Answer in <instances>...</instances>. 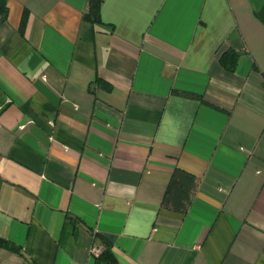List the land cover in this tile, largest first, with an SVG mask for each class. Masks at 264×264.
<instances>
[{"label":"crops","instance_id":"crops-1","mask_svg":"<svg viewBox=\"0 0 264 264\" xmlns=\"http://www.w3.org/2000/svg\"><path fill=\"white\" fill-rule=\"evenodd\" d=\"M0 238V264H95L101 238L116 264H264V0H0Z\"/></svg>","mask_w":264,"mask_h":264},{"label":"trees","instance_id":"trees-1","mask_svg":"<svg viewBox=\"0 0 264 264\" xmlns=\"http://www.w3.org/2000/svg\"><path fill=\"white\" fill-rule=\"evenodd\" d=\"M91 16L93 19L95 18L96 8H91ZM237 58L238 54L236 52L228 51L220 56L219 63L226 72L232 74L235 71ZM195 187V178L176 168L170 175L167 183L161 203L162 208L179 214H185L189 207L191 195L195 190ZM101 241L104 244V248L101 250L100 255L95 258V264H116L110 251V241L105 238H101ZM0 249L14 253L20 252L17 247L1 238Z\"/></svg>","mask_w":264,"mask_h":264},{"label":"built area","instance_id":"built-area-1","mask_svg":"<svg viewBox=\"0 0 264 264\" xmlns=\"http://www.w3.org/2000/svg\"><path fill=\"white\" fill-rule=\"evenodd\" d=\"M19 128H22V126H20ZM100 253H101V250L99 248H93L91 250V256L93 258H97L100 255Z\"/></svg>","mask_w":264,"mask_h":264}]
</instances>
